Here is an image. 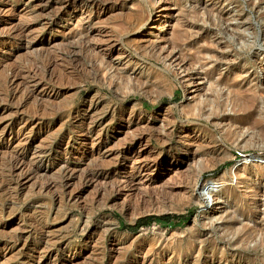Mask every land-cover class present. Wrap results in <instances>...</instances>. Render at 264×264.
I'll list each match as a JSON object with an SVG mask.
<instances>
[{
	"label": "rangeland",
	"instance_id": "rangeland-1",
	"mask_svg": "<svg viewBox=\"0 0 264 264\" xmlns=\"http://www.w3.org/2000/svg\"><path fill=\"white\" fill-rule=\"evenodd\" d=\"M263 69L264 0H0V181L13 155L46 158L41 179L24 180L13 198L0 194V264H264L256 227L264 224ZM210 100L214 107L199 111ZM136 145L144 162L158 157L163 166L145 172V185L137 178L132 189H112L131 174ZM194 154L196 164L182 161ZM176 158L183 163L169 166ZM215 159L191 192L194 166ZM67 165L77 178L61 197L38 190ZM86 170L109 178L87 183L78 176ZM162 215L185 217L124 229Z\"/></svg>",
	"mask_w": 264,
	"mask_h": 264
},
{
	"label": "bare ground",
	"instance_id": "bare-ground-1",
	"mask_svg": "<svg viewBox=\"0 0 264 264\" xmlns=\"http://www.w3.org/2000/svg\"><path fill=\"white\" fill-rule=\"evenodd\" d=\"M66 1V0H65ZM101 1V0H100ZM115 1V0H114ZM150 1V0H149ZM152 1V0H151ZM155 1V0H154ZM89 2V1H88ZM28 3V2H27ZM95 3V2H94ZM147 3V2H146ZM65 4V3H64ZM107 4V3H106ZM152 4V3H151ZM90 5V4H89ZM100 5V4H99ZM156 5V4H155ZM64 6V5H63ZM154 6V5H153ZM147 7H149V5H147ZM166 7V6H165ZM161 8V7H160ZM96 9V8H95ZM98 9V8H97ZM148 10H150V9H148ZM147 10V11H148ZM166 10V9H165ZM87 11V10H86ZM132 12V11H131ZM150 12V11H149ZM156 12H158V11H156ZM161 12V11H160ZM85 13V12H84ZM58 14H59V12H58ZM130 14V13H129ZM57 15V14H56ZM55 15V16H56ZM135 15V14H134ZM148 15V14H147ZM158 15V14H157ZM161 15V14H160ZM131 17V15L129 16V18ZM137 17V16H136ZM149 17H151V15L149 16ZM158 17H161V16H158ZM30 18V17H29ZM54 18V17H53ZM65 18V17H64ZM120 19V18H119ZM131 19V18H130ZM149 19V18H148ZM54 20V19H53ZM68 20V19H67ZM89 20V19H88ZM162 19L160 18V21H161ZM56 21V20H55ZM129 21V20H128ZM137 21V20H136ZM54 22V21H53ZM135 23H137V22H135ZM146 23V22H145ZM147 24V23H146ZM145 24V25H146ZM75 25V24H74ZM183 25V24H182ZM189 25V24H188ZM157 26V25H156ZM160 26V25H159ZM190 26H191V24H190ZM155 27V26H154ZM153 27V28H154ZM47 28V27H46ZM160 28V27H159ZM189 28V27H188ZM159 30V29H158ZM189 30V29H188ZM18 31V30H17ZM135 31V30H134ZM190 31L191 30H189V33H190ZM13 32V31H12ZM21 32V31H20ZM10 33V32H9ZM4 34V33H3ZM20 34V33H19ZM23 34V33H22ZM21 34V35H22ZM12 34H10L9 36H11ZM15 35V34H14ZM103 35V34H102ZM20 36V35H19ZM66 36V35H65ZM152 36V35H151ZM150 36V37H151ZM194 36V35H193ZM197 36V35H196ZM8 37V36H7ZM16 37V36H15ZM2 39V38H1ZM28 39V38H27ZM77 40V39H76ZM104 40V39H103ZM116 40V39H115ZM138 40V39H137ZM153 40V39H152ZM238 40V39H237ZM82 41V40H81ZM84 41V40H83ZM99 41V40H98ZM120 41H122V40H120L119 39V43H120ZM189 41V40H188ZM107 42V41H106ZM123 42V41H122ZM142 42V41H141ZM171 42V41H170ZM77 43V42H76ZM118 43V42H117ZM239 43V42H238ZM80 44V43H79ZM116 44V43H115ZM172 44H173V42H172ZM84 45V44H83ZM87 45V44H86ZM85 45V46H86ZM90 45H91V42H90ZM127 45V44H126ZM147 45H149V44H147ZM79 46V45H78ZM84 46V47H85ZM116 46V45H115ZM173 46V45H172ZM108 47V46H107ZM124 47V46H123ZM129 47V46H128ZM88 48V47H87ZM175 48V47H174ZM69 49V48H68ZM68 49H67V51H68ZM94 49V48H93ZM103 49V48H102ZM109 49V48H108ZM127 49V48H126ZM132 49V48H131ZM155 49V48H154ZM159 49V48H158ZM73 50H75V49H73ZM112 50V49H111ZM157 50V49H156ZM178 50V49H177ZM180 50V49H179ZM91 51V50H90ZM195 51V50H194ZM241 51V50H240ZM88 52V51H87ZM154 52V51H153ZM158 52H159V50H158ZM157 52V53H158ZM93 53V52H92ZM131 53V52H130ZM69 55H71V56H74L75 54H76V52H74V51H72V52H69L68 53ZM67 54V55H68ZM94 54V53H93ZM110 55H111V52L109 53ZM135 54V53H134ZM148 54V53H147ZM155 54V53H154ZM180 54H181V52H180ZM197 54V53H196ZM201 54V53H200ZM60 55V54H59ZM161 55H162V53L161 54H158V57H161ZM57 56V55H56ZM61 56V55H60ZM60 56H59V59H60ZM91 56V55H90ZM98 56V55H97ZM102 56V55H101ZM131 56V55H130ZM62 57V56H61ZM86 57H88V56H86ZM92 57V56H91ZM100 57V56H99ZM105 57H107V56H105ZM115 57H117V56H115ZM147 57V56H146ZM158 57H157V59H158ZM181 57V56H180ZM55 59V58H54ZM56 59H57V57H56ZM69 59H70V57H69ZM68 59V60H69ZM92 59H93V57H92ZM123 59H124V57H123ZM143 59H144V57H143ZM62 60H66V57H65V59H64V57H63V59ZM140 60V59H139ZM138 60V61H139ZM142 60V59H141ZM154 60V59H153ZM162 60V59H161ZM160 60V61H161ZM56 61V60H55ZM67 61V60H66ZM74 61H75V59H74ZM91 61V60H90ZM104 61V60H103ZM129 61H131V60H129ZM144 61V60H143ZM162 61H164V59L162 60ZM77 62V61H76ZM96 62H97V60H96ZM105 62V61H104ZM103 62V63H104ZM165 62V61H164ZM56 63V62H55ZM68 63V62H67ZM73 63V62H72ZM126 63V62H125ZM128 63V62H127ZM135 63V62H134ZM161 63V62H160ZM212 63V62H211ZM50 64V63H49ZM53 64V63H52ZM59 64V63H58ZM65 64V63H64ZM99 64V63H98ZM51 65V64H50ZM56 65V64H55ZM69 65V64H68ZM67 65V66H68ZM76 65V64H75ZM100 65V64H99ZM108 65V64H107ZM111 65V64H110ZM132 65V64H131ZM166 65V64H165ZM51 66H53V65H51ZM57 66V65H56ZM64 66V65H63ZM79 66V65H78ZM92 66V65H91ZM95 66V65H94ZM50 67V66H49ZM49 67L48 66H45V68L44 69H46V71H47V73H48V70H49ZM58 67V66H57ZM77 67V66H76ZM83 67V66H82ZM59 68V67H58ZM75 68V67H74ZM78 68V67H77ZM128 68V67H127ZM155 68V67H154ZM28 69V68H27ZM34 69V68H33ZM37 69V68H36ZM56 69V68H55ZM76 69V68H75ZM84 69V68H83ZM92 69V68H91ZM97 69V68H96ZM100 69H101V67H100ZM109 69V68H108ZM113 69V68H112ZM117 69V68H116ZM30 70H32V69H30ZM86 70V69H85ZM84 70V71H85ZM102 70V69H101ZM100 70V71H101ZM33 71V70H32ZM97 71H99V70H97ZM126 71V70H125ZM13 72H14V70H13ZM26 72V71H25ZM49 72H50V70H49ZM21 73H22V71H21ZM20 73V74H21ZM39 73V72H38ZM41 73V72H40ZM39 73V74H40ZM54 73V72H53ZM105 73V72H104ZM103 73V74H104ZM110 73H111V71H110ZM114 73V72H113ZM12 74H14V73H12ZM55 74V73H54ZM102 74V75H103ZM175 74V73H174ZM263 74H264V69H263ZM10 75V74H9ZM15 75H16V72H15ZM30 75H31V73H30ZM53 75V74H52ZM62 75V74H61ZM96 75V74H95ZM115 75V74H114ZM176 75V74H175ZM18 76V75H17ZM17 76H14L13 75V77L12 78H9V77H7V78H9L8 79V82H9V84H11V85H13L15 82H14V77H17ZM20 76V75H19ZM24 76H26V75H24ZM27 76H28V74H27ZM33 76V75H32ZM41 76V75H40ZM46 76V75H45ZM53 76H55V75H53ZM79 76V75H78ZM100 76V75H99ZM120 76V75H119ZM129 76V75H128ZM170 76V75H169ZM263 76V75H262ZM21 77H22V75H21ZM38 77V76H37ZM36 77V78H37ZM50 77H51V74H50ZM61 77V76H60ZM59 76H58V78H60ZM70 77V76H69ZM68 77V78H69ZM94 77V76H93ZM96 77V76H95ZM103 77V76H102ZM73 78V77H72ZM113 78H114V76H113ZM124 78V77H123ZM142 78V77H141ZM22 79H23V77H22ZM27 79V78H26ZM33 79V78H32ZM40 79H42V78H40ZM45 79V78H44ZM53 79V78H52ZM57 79V78H56ZM60 79H62V78H60ZM110 79V78H109ZM129 79V78H128ZM137 79V78H136ZM140 79V78H139ZM5 80H7V79H5ZM19 80V79H18ZM67 80V79H66ZM81 80V79H80ZM105 80V79H104ZM126 80V79H125ZM133 80V79H132ZM49 81V80H48ZM53 81V80H52ZM61 81H63V80H61ZM60 81V82H61ZM106 81V80H105ZM118 81V82H117ZM116 82V84H119L120 85V83L122 82L123 83V79H121L120 78V82H119V80H117ZM135 81V80H134ZM133 81V82H134ZM137 81V80H136ZM141 81V80H140ZM4 82V81H3ZM46 82V81H45ZM53 82H55L56 83V81H53ZM67 82V81H66ZM76 82V81H75ZM143 82V81H142ZM22 83V82H21ZM27 82H25V84H26ZM41 83H42V81H41ZM55 83H54V85H55ZM70 83V82H69ZM103 83V82H102ZM107 83H108V81H107ZM110 83V82H109ZM122 83H121V85H122ZM129 82L127 81V86H129V84H128ZM36 84V83H35ZM40 84V83H39ZM60 84V83H59ZM58 84V85H59ZM63 84V83H62ZM101 84V83H100ZM104 84V83H103ZM139 84V83H138ZM11 85H9V87L11 86ZM17 85H19V83L17 84ZM70 85V84H69ZM108 85H110V84H108ZM113 85V84H112ZM131 85V84H130ZM142 85H143V83H142ZM146 85V84H145ZM237 85V84H236ZM21 86V85H20ZM23 86V85H22ZM34 86V85H33ZM37 86H39V85H37ZM74 86V85H73ZM118 86V85H117ZM123 86H124V84H123ZM133 86V87H132ZM132 86H130L129 88H134V87H137V85L135 84V83H133L132 84ZM141 86V85H140ZM209 86V85H208ZM15 87V86H14ZM26 87V86H25ZM119 87V86H118ZM122 87V86H121ZM16 88V87H15ZM29 88V87H28ZM43 88V87H42ZM72 88V87H71ZM117 88V87H116ZM120 88V87H119ZM125 88H127V87H125ZM14 89V88H13ZM17 89V88H16ZM138 89V88H137ZM154 89V88H153ZM221 89V88H220ZM224 89V88H223ZM6 90V89H5ZM11 90V89H10ZM23 90H25L24 88H23ZM28 90V89H27ZM30 90V89H29ZM119 90V89H118ZM141 90V89H140ZM152 90V89H151ZM226 90V89H225ZM125 91H126V89H125ZM128 91V90H127ZM135 92H136V90H134ZM139 91V90H138ZM148 91V90H147ZM23 93H25L24 91H22ZM34 89L32 90V91H28L23 97H21L20 95H19V91H17V90H14V91H12V93H11V98L13 99V100H15L16 98H22L21 99V101L17 104L18 106V108H20V107H23L26 103H27V101H29V99H30V97H32L33 95H34ZM117 92V91H116ZM130 92H132V91H130ZM143 92V91H142ZM227 92V91H226ZM119 93V92H118ZM120 93H121V91H120ZM144 93V92H143ZM153 93V92H152ZM116 94V93H115ZM160 94H161V92H160ZM213 94V93H212ZM220 94V93H219ZM236 94V93H235ZM38 95V94H37ZM148 95V94H147ZM157 95V94H156ZM203 95V94H202ZM218 95V94H217ZM39 96V95H38ZM44 96V95H43ZM96 96H99V95H96ZM158 96V95H157ZM215 96V95H214ZM224 96H226V95H224ZM233 96V95H232ZM34 97V96H33ZM36 97V96H35ZM75 97V96H74ZM115 97V96H114ZM207 97V96H206ZM260 97V96H259ZM259 97H258V99H259ZM37 98V97H36ZM35 99V98H34ZM206 99V98H205ZM234 99H235V97H234ZM1 100H2V98H1ZM65 100V99H64ZM3 101V100H2ZM5 101V100H4ZM8 101V100H7ZM17 101V100H16ZM15 101V102H16ZM91 101H94V100H91ZM214 101H215V99H214ZM6 102V101H5ZM30 102V101H29ZM36 102V101H35ZM99 102V101H98ZM217 102V101H216ZM215 102V103H216ZM220 102V101H219ZM219 102H217V108L218 109H220L221 107H222V105L219 103ZM92 103V102H91ZM2 104V103H1ZM121 104V103H120ZM228 104V103H227ZM10 105H11V103H10ZM29 105V104H28ZM54 105V104H53ZM91 105V104H90ZM32 106V105H31ZM97 106V105H96ZM228 106V105H227ZM13 107H14V105H13ZM16 107V106H15ZM16 107V108H17ZM36 107V106H35ZM214 106L211 104V100L210 101H208V102H205L204 103V106L201 108V107H199L198 109H199V111H203L204 109H206V108H213ZM42 108H43V106H42ZM99 108V107H98ZM228 108V107H227ZM43 109H45L46 110V108H43ZM67 109V108H66ZM69 109V108H68ZM91 109V108H90ZM37 110V109H36ZM35 110V111H36ZM39 110V109H38ZM48 110V109H47ZM58 110V109H57ZM107 110V109H106ZM211 110V109H210ZM213 110V109H212ZM215 110V109H214ZM221 110V109H220ZM227 110V109H226ZM24 111H25V109H24ZM34 111V110H33ZM62 111V110H61ZM102 111V110H101ZM171 111V110H170ZM208 111V110H207ZM23 112V111H22ZM37 112H39V111H37ZM44 112H47V111H44ZM115 112V111H114ZM188 112H189V110H188ZM204 112V111H203ZM226 112H228V111H226ZM36 113V112H35ZM205 113H206V111H205ZM25 114V113H24ZM43 114V113H42ZM11 115V114H10ZM16 115V114H15ZM22 115V114H21ZM192 121H193V123H195L196 122V124H197V121H199L198 119H200L199 117V115H195V113L193 112L192 114ZM214 115H216V112L215 111H213V112H211L210 113V116H214ZM221 115H224V114H221ZM239 115V114H238ZM14 116V115H13ZM32 116V115H31ZM34 116V115H33ZM33 116H32V118H33ZM76 116V115H75ZM87 116V115H86ZM112 116V115H111ZM204 116V115H203ZM44 117V116H43ZM46 117V116H45ZM51 117V116H50ZM3 118V117H2ZM36 118V117H35ZM52 118H53V116H52ZM69 118V117H68ZM93 118V117H92ZM99 118V117H98ZM221 118V117H220ZM71 119V118H70ZM111 119H113V118H111ZM27 120V119H26ZM29 120V119H28ZM69 120V119H68ZM91 120V119H90ZM98 120V119H97ZM67 121V120H66ZM81 121V120H80ZM114 121V120H113ZM120 121V120H119ZM126 121V120H125ZM200 121H202V119L200 120ZM219 121V120H218ZM90 122H92V121H90ZM111 122V121H110ZM187 122H188V120H187ZM85 124V123H84ZM91 124V123H90ZM203 124V123H202ZM216 125V124H215ZM92 126V125H91ZM184 126V125H183ZM105 127V126H104ZM103 127V128H104ZM148 128V127H147ZM86 131V130H85ZM93 131V130H92ZM91 131V132H92ZM134 131V130H133ZM78 132V131H77ZM102 132H103V130H102ZM130 132V131H129ZM128 132V133H129ZM127 134V133H126ZM168 134H170V133H168ZM110 135V134H109ZM130 135L132 136V134L130 133ZM135 136V135H134ZM163 136V135H162ZM183 136H184V134H183ZM186 136V135H185ZM133 137V136H132ZM159 137V136H158ZM198 137V136H197ZM182 138V137H181ZM188 138V137H187ZM126 139V138H125ZM133 139V138H132ZM148 139V138H147ZM153 139V138H152ZM186 139V138H185ZM206 139V138H205ZM218 139V138H217ZM220 139V138H219ZM71 140V139H70ZM94 140V139H93ZM121 140V139H120ZM141 140V139H140ZM148 141V140H147ZM146 141V142H147ZM220 141V140H219ZM71 142V141H70ZM106 140L105 139H102V138H100V135H99V138H96V145L97 146H99V147H103V146H105L106 145ZM84 143H86V142H84ZM141 143V142H140ZM220 143V142H219ZM80 144H81V142H80ZM139 144V143H138ZM190 144V143H189ZM192 144H193V142H192ZM196 144V143H195ZM221 144V143H220ZM83 146H85L86 144H82ZM122 145V144H121ZM186 145V144H185ZM90 146V145H89ZM137 146L138 145H136L135 147H132V149H130L131 150V153L133 154V156H132V158L134 159V165L133 166H131V170H132V172H130L131 174H129V172H126V174L128 173V177H127V179H122V180H118V182L115 184V185H113L112 187V189H114V190H116V188L117 187H124V188H122V189H124L125 190V188H127V189H129V188H133V185H134V183H135V181L136 180H138L137 178H139L140 179V184L142 183V184H144V177H145V172L146 171H148L149 169H151V171H156V170H158L161 166H163V161H161L160 159H158V157L156 158V157H154V159H151V163L150 162H144L143 161V158H142V151L141 150H137L136 148H137ZM200 146V145H199ZM119 147V146H118ZM141 147V146H140ZM206 147V146H205ZM209 147V146H208ZM147 148V147H146ZM210 148V147H209ZM92 149H94V148H92ZM111 149H113L112 147H111ZM116 149V148H115ZM119 149V148H118ZM136 149V150H135ZM145 148H143V150H144ZM155 149V148H154ZM196 149H197V147H196ZM214 149V148H213ZM107 150V149H106ZM108 150H109V147H108ZM170 150V149H169ZM188 150V149H187ZM37 151H39V150H37ZM112 151V150H111ZM117 151V150H116ZM196 151V150H195ZM21 152V151H20ZM35 153V152H34ZM37 153V152H36ZM52 153V152H51ZM186 153V152H185ZM214 153V152H213ZM23 151H22V153L20 154V153H18V154H15V155H13L11 158H9V160L7 161V163H6V169L8 170V173L7 174H4V175H6V176H4L3 178H2V180L0 181V194H2V195H4V196H7L8 198H13V197H15V195H17L16 194V191H18V189H21V186L25 183H23V181L25 180L26 182L27 181H32V179H34V178H36V179H41V171H40V169L41 168H43V166H44V164H45V162H46V158L44 157V158H42V156H41V154L40 153H38L37 154V158H36V160L34 159V158H32V159H34L35 161L33 162V163H26V161H25V159H24V156H23ZM182 154V153H181ZM36 155V154H35ZM11 156V155H10ZM82 156H83V154H82ZM99 156V155H98ZM26 157V156H25ZM34 157V156H33ZM113 157V156H112ZM115 157V156H114ZM146 157V156H145ZM202 157V156H201ZM222 157V156H221ZM250 157V156H249ZM93 158V157H92ZM98 158V157H97ZM251 158V157H250ZM1 159V158H0ZM130 159V158H129ZM149 159V158H148ZM196 159H197V156L194 154V155H192V156H190L189 158H184V160L182 159V161H186V162H192L193 164H196L195 163V161H196ZM198 159H199V157H198ZM222 159V158H221ZM220 159V160H221ZM107 160V159H106ZM146 160H147V158H146ZM201 160V159H200ZM219 160V159H218ZM217 159H215V160H203L201 163H200V165L199 166H196V168H195V166H194V171H193V176L194 177H192V179L190 180L191 182H190V184L188 185V189L191 191V192H193L194 190H195V188H196V186H197V181H198V179L200 178V177H202V175L204 174V173H206V172H210V171H213V170H215L219 165V161H218ZM223 160V159H222ZM80 161V160H79ZM95 161V160H94ZM180 159L179 160H177V158L175 159V160H173L171 163H168L169 164V166H171V167H174V164L176 165V164H178V165H180L181 163H183ZM224 161H225V159H224ZM91 162V161H90ZM106 162V161H105ZM113 162H115V161H113ZM113 162L111 161V163H112V166H113ZM131 162V161H130ZM133 162H132V164H133ZM175 162V163H174ZM221 162V161H220ZM5 163V162H4ZM95 163V162H94ZM99 163V162H98ZM103 162L101 161V164H102ZM109 163V162H108ZM108 163H106V164H108ZM191 163V164H192ZM251 163V162H250ZM76 164V163H75ZM97 164V163H96ZM104 164V166L105 167H107L106 165H105V163H103ZM117 164V163H116ZM186 164V163H185ZM245 164V163H244ZM87 165V164H86ZM95 165V164H94ZM108 165H111V164H108ZM130 165V164H129ZM190 165V164H189ZM91 166V165H90ZM93 166V165H92ZM120 166V168L121 169H124V168H122L121 167V163L120 164H118V167ZM123 166V165H122ZM192 166V165H191ZM95 167V166H94ZM100 167V166H99ZM189 167V166H188ZM87 168V167H86ZM100 168H102V167H100ZM190 168V167H189ZM60 169V168H59ZM93 169H95V168H93ZM176 169V172H181V168H175ZM191 169V168H190ZM246 169V168H245ZM75 170L76 169H73V168H71L70 166H63L62 167V169L60 170V174L59 175H56L57 177L56 178H52V179H43L42 180V182H39V183H37V188H38V190L42 193V192H45V191H50V190H53V191H56L57 192V194H56V196H55V198L56 197H61L63 194H64V190H65V188H67V187H69L70 186V184L77 178V176H76V172H75ZM83 170V169H82ZM82 170H81V172H82ZM85 170V169H84ZM124 170H127V168L126 169H124ZM5 171V170H4ZM77 171V170H76ZM87 171V170H86ZM84 172L83 174H78V176H80L81 178H80V180H84V181H86L87 183L88 182H90V183H96V182H98V181H102L103 179L105 180V179H108L109 177V173L108 172H106V171H99V170H91V171H87V172ZM185 170H183V172H184ZM189 171V170H188ZM187 171V172H188ZM247 171V170H246ZM79 172V171H78ZM186 172V171H185ZM186 172V173H187ZM191 172V171H190ZM118 173V172H117ZM148 173V172H147ZM251 172L250 171H248V174H250ZM121 174V173H120ZM181 174V173H180ZM183 174V173H182ZM44 175V174H43ZM54 175V174H53ZM149 175V174H148ZM153 175V174H152ZM186 175V174H185ZM188 175V174H187ZM190 175V174H189ZM45 176V175H44ZM116 176V175H115ZM174 176H176V174L174 175ZM180 176V175H179ZM191 176H192V174H191ZM150 177V176H149ZM172 177V176H171ZM178 177V176H177ZM148 178V177H147ZM176 178V177H175ZM175 178H174V180H175ZM169 179H171V178H169ZM169 179H168V181H169ZM180 179H183L181 176H180ZM184 179H186V177L184 178ZM188 179V178H187ZM80 180H78L79 182H80ZM173 180V179H172ZM176 180H178L179 181V178L178 179H176ZM114 181V180H113ZM183 181V180H182ZM37 182V181H36ZM75 182H77V181H75ZM110 183H111V181H109ZM115 182V181H114ZM147 182V181H146ZM172 181H170L169 183H171ZM179 182H181V181H179ZM184 182V181H183ZM172 183H174V181L172 182ZM187 184H188V182H186ZM76 184V183H75ZM101 184V183H100ZM104 184V183H103ZM105 184H106V182H105ZM109 184V183H108ZM165 184V183H164ZM177 184V183H176ZM179 184V183H178ZM183 184V183H182ZM187 184H186V186H187ZM211 182L210 181H207V183L204 185V188H203V191L204 190H206V189H210V187H211ZM77 185V184H76ZM81 184H79V186H80ZM83 185V184H82ZM91 185V184H90ZM96 185H97V183H96ZM145 185V184H144ZM161 185H163V184H161ZM169 185V184H168ZM180 185V184H179ZM178 185V186H179ZM34 186H36V184L34 185ZM78 186V185H77ZM99 186V185H98ZM105 186V185H104ZM109 186V185H108ZM135 186V185H134ZM150 186V185H149ZM148 186V187H149ZM184 186V185H183ZM183 186H181L180 185V188H182ZM74 187V186H73ZM90 187V186H89ZM95 187V186H94ZM97 187V186H96ZM95 187V188H96ZM107 187V186H106ZM115 187V188H114ZM142 187V186H141ZM148 187H147V189H148ZM155 187V186H154ZM158 187V186H157ZM159 187H161L162 188V186H159ZM158 187V188H159ZM166 187V186H165ZM170 187V186H169ZM175 187V186H174ZM104 188V187H103ZM108 188V187H107ZM142 188H146L145 186L144 187H142ZM153 188V187H152ZM151 188V189H152ZM168 188V187H167ZM177 188V187H176ZM77 189H78V187H77ZM80 189V188H79ZM136 189V188H135ZM141 189V188H140ZM154 189V188H153ZM165 190H166V188H164ZM93 190H95V192H96V189H93ZM121 190V188L118 190V191H120ZM155 190H156V187H155ZM162 190V189H161ZM98 191H99V189H98ZM109 191H113V190H109ZM117 191V192H118ZM154 191V190H153ZM159 191V190H158ZM170 191V190H169ZM169 191L167 192V193H169ZM177 191V190H176ZM15 192V193H14ZM69 192V191H68ZM71 192V191H70ZM74 192V191H73ZM101 192V191H100ZM108 192V191H107ZM116 192V191H115ZM114 192V193H115ZM116 192V193H117ZM157 192V191H156ZM160 192V191H159ZM158 192V193H159ZM188 192V191H187ZM55 193V192H54ZM53 193V194H54ZM76 193V192H75ZM104 193V192H103ZM111 193V192H110ZM110 193H109V195H110ZM114 193H113V195H114ZM38 194H39V192H38ZM73 194V193H72ZM112 194V193H111ZM48 195V194H47ZM66 195V194H65ZM76 195V194H75ZM97 195V194H96ZM99 195V194H98ZM97 195V196H98ZM106 195V194H105ZM116 195V194H115ZM118 195H119V193H118ZM169 195V194H168ZM171 195V194H170ZM173 195H178V194H173ZM173 195H172V197H173ZM180 195V194H179ZM179 195L177 196V197H179ZM186 195V194H185ZM45 196V195H44ZM53 196V197H54ZM68 196V195H67ZM162 196V195H161ZM167 196V195H166ZM182 196H183V194H182ZM182 196H180L181 197V199L180 200H182V199H184V197L182 198ZM41 197V196H40ZM49 197V196H48ZM72 197V196H71ZM102 197H104V196H102ZM106 197V196H105ZM110 197H111V195H110ZM113 197V196H112ZM111 197V198H112ZM170 197V201H172L171 200V196H169ZM176 197V196H175ZM177 197H176V199H177ZM185 197H188V196H185ZM63 198V197H62ZM96 198V197H95ZM109 198V197H108ZM174 198V197H173ZM61 199V198H60ZM64 199V198H63ZM71 199V198H70ZM104 199V198H103ZM159 199V198H158ZM164 199V198H163ZM166 199V198H165ZM175 199V200H176ZM187 199V198H186ZM195 199V197H194V195L193 194H191V196H190V200H194ZM6 200V199H5ZM52 200V199H51ZM67 200V199H66ZM72 200V199H71ZM95 200V199H94ZM100 200V199H99ZM178 200V199H177ZM179 200V201H180ZM76 201V200H75ZM96 201H98V200H96ZM185 201V200H184ZM172 202H174V201H172ZM189 202V201H188ZM187 202V203H188ZM68 203V202H67ZM190 203V202H189ZM194 204V203H193ZM199 204V203H198ZM53 205V204H52ZM44 206V205H43ZM46 206V205H45ZM104 206V205H103ZM199 206V205H198ZM171 207H172V205H171ZM5 208V207H4ZM59 208V207H58ZM172 210V209H171ZM4 216V215H3ZM261 220V219H260ZM256 227L258 228V230H259V233L261 234V241H260V247L261 248H263L264 247V224L262 223V222H257V224H256ZM259 234V235H260ZM246 235V234H245ZM13 238V237H12ZM243 238H245V237H243ZM17 240H19V238L17 239ZM47 242V241H46ZM49 242V241H48ZM22 249V248H21ZM262 251V250H261ZM264 251V250H263ZM47 258V257H46ZM37 260V259H36ZM36 262H38V261H36ZM202 264V263H201Z\"/></svg>",
	"mask_w": 264,
	"mask_h": 264
},
{
	"label": "trees",
	"instance_id": "trees-1",
	"mask_svg": "<svg viewBox=\"0 0 264 264\" xmlns=\"http://www.w3.org/2000/svg\"><path fill=\"white\" fill-rule=\"evenodd\" d=\"M185 216H177V215H162V216H147L143 217L138 220L135 226H124L125 230L129 231H136L137 229L144 227V226H149L155 221H163L166 223H171V222H179L182 219H184Z\"/></svg>",
	"mask_w": 264,
	"mask_h": 264
}]
</instances>
